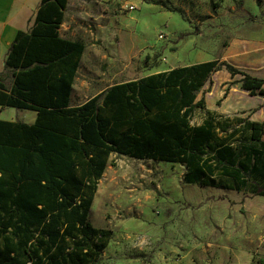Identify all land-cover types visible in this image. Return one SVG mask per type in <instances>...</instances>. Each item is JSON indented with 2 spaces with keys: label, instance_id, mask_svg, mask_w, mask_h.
<instances>
[{
  "label": "trees",
  "instance_id": "trees-1",
  "mask_svg": "<svg viewBox=\"0 0 264 264\" xmlns=\"http://www.w3.org/2000/svg\"><path fill=\"white\" fill-rule=\"evenodd\" d=\"M69 0H42L0 74V106L37 112L0 119V264H99L112 238L89 219L112 154L186 165L187 183L264 197V121L238 146L212 121L191 126L198 94L226 70L264 97V79L216 59L117 83L71 105L86 46L60 37ZM260 264H264V261Z\"/></svg>",
  "mask_w": 264,
  "mask_h": 264
},
{
  "label": "rangeland",
  "instance_id": "rangeland-1",
  "mask_svg": "<svg viewBox=\"0 0 264 264\" xmlns=\"http://www.w3.org/2000/svg\"><path fill=\"white\" fill-rule=\"evenodd\" d=\"M263 28L264 0H69L60 37L86 46L71 105L152 73L216 59L232 63L238 54L230 57V47H258ZM4 47L2 41L0 52ZM228 73H215L202 88L198 100L206 109L195 111L191 126L212 121L236 148L248 134L245 122L264 121V103ZM32 116L7 108L0 119L30 123ZM187 169L111 155L88 215L94 227L112 232L99 264L264 261V197L187 183Z\"/></svg>",
  "mask_w": 264,
  "mask_h": 264
},
{
  "label": "crops",
  "instance_id": "crops-1",
  "mask_svg": "<svg viewBox=\"0 0 264 264\" xmlns=\"http://www.w3.org/2000/svg\"><path fill=\"white\" fill-rule=\"evenodd\" d=\"M41 2L42 0H0V11L7 10L4 17L0 18V44L2 41H5V47L0 52V74L4 71L7 54L8 51L10 50V46L12 45L16 35L18 34L19 31L31 30V28L29 29L28 27L30 19L37 17V12L40 7V5L38 7V4L39 3L41 4ZM261 36L264 37V28L262 29ZM262 49H264V41H262L258 47L253 46L251 47V49H244L243 51L238 50V52H236V46L233 44L230 47L229 55L230 57L233 56L234 58L236 57V53H237L238 59L236 58L235 60L232 61V63L229 64H232L233 66L246 71L249 75L255 78L264 79V51ZM241 61L246 63H241ZM252 97H256V96H252ZM259 98L262 101V103H264V97H259ZM7 108L10 109V107ZM7 108H2L0 106V114H2ZM35 113L36 116H32L31 118L32 120L30 121V123L27 124L35 123L36 117L38 116L37 112ZM1 120H7V119H1ZM10 121L14 122L20 120H10ZM249 121L263 122V121H254L252 119H250Z\"/></svg>",
  "mask_w": 264,
  "mask_h": 264
},
{
  "label": "built area",
  "instance_id": "built-area-1",
  "mask_svg": "<svg viewBox=\"0 0 264 264\" xmlns=\"http://www.w3.org/2000/svg\"><path fill=\"white\" fill-rule=\"evenodd\" d=\"M130 10H134V8L131 6V9Z\"/></svg>",
  "mask_w": 264,
  "mask_h": 264
}]
</instances>
